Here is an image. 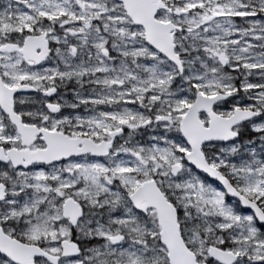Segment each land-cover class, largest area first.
<instances>
[{
  "label": "snow or ice",
  "instance_id": "obj_1",
  "mask_svg": "<svg viewBox=\"0 0 264 264\" xmlns=\"http://www.w3.org/2000/svg\"><path fill=\"white\" fill-rule=\"evenodd\" d=\"M0 264H264V0H0Z\"/></svg>",
  "mask_w": 264,
  "mask_h": 264
}]
</instances>
